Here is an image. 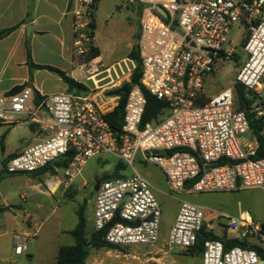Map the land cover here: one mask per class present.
<instances>
[{"label":"built area","instance_id":"obj_1","mask_svg":"<svg viewBox=\"0 0 264 264\" xmlns=\"http://www.w3.org/2000/svg\"><path fill=\"white\" fill-rule=\"evenodd\" d=\"M137 50L142 64L141 86L168 105L162 119L144 123L147 99L141 86L127 93L121 131L112 129L103 106L91 95L51 94L42 97L39 109L53 120L51 135L13 156L9 174L34 173L72 155L63 180L67 188L80 176L86 161L109 153L134 168L140 155L159 167L175 194L232 192L264 189V158H257L258 140L242 137L250 132V119L235 108L236 86L257 98L252 112L264 117V0H140ZM94 0H77L76 27L89 28ZM163 8L167 17L157 8ZM239 23L249 34L244 45L248 59L241 65L234 88L200 103L208 76L220 61L235 54L230 40ZM89 32L78 33L80 55L90 52ZM34 93L24 87L0 99V122L32 109ZM264 154V130L262 132ZM167 151V155H162ZM51 186V185H50ZM205 208L182 201L166 245L192 250L206 220ZM221 216H225L221 214ZM162 209L150 182L134 169L125 179L101 182L95 194L93 225L104 241L116 247L154 245L160 241ZM228 230L247 247L226 249L222 240L207 239L202 264H264L254 246L264 250V224L247 212L229 217ZM16 255L28 245H16Z\"/></svg>","mask_w":264,"mask_h":264},{"label":"rangeland","instance_id":"obj_2","mask_svg":"<svg viewBox=\"0 0 264 264\" xmlns=\"http://www.w3.org/2000/svg\"><path fill=\"white\" fill-rule=\"evenodd\" d=\"M137 1L139 0H101L98 4L95 13L96 42L101 49L104 66L109 68L108 73L99 76L104 78V83L118 80L120 86H123L131 81L133 71L138 65L135 60L129 58L130 52L136 50L140 33L142 10ZM248 36L247 29L239 23L232 27L229 38L234 43L235 54L215 65L214 71L204 84L203 95L206 98L212 99L224 90L234 88L241 65L248 59L244 50ZM84 58L87 59L88 56ZM257 102L256 100L255 103ZM235 105L238 107V102ZM167 114L168 111L158 119H163ZM4 129L5 127L0 125V207L8 209L3 214L0 213V253L6 254L13 249V235H1L5 231L13 234H18L24 229L31 234L37 232V237L28 243L33 256L13 258V261L8 260L7 264H56L54 256L58 247L73 246L76 243L69 232L67 235H61L59 225L64 229L75 228L78 223L77 211L84 204L87 218L86 238L89 240L95 231L93 213L96 186L101 180L112 176L120 163L123 167L116 179L131 177L135 169L150 182L162 209L160 241L154 245H134L119 249L92 248L85 264H202L199 252L183 251L166 245L182 201L205 208V228L209 233L221 238L236 235L228 230L229 217H237L243 212L249 213L254 220L264 224V189L175 194L169 189L163 171L156 165L145 162L140 155L134 162V168L113 154L101 153L90 157L80 176L67 188L63 183L59 187L55 185L54 189L50 186L51 176L63 180L61 169L52 171L49 176L43 173L37 176L27 173L9 174L6 166L12 157L8 154L23 144L18 133H13L5 140ZM253 137L250 130L242 139L246 143L252 141ZM35 144L32 142L30 146ZM25 147L28 148L24 145ZM23 195L25 199L21 198ZM25 210L33 218L32 227L24 222ZM2 219L6 220L7 228L1 223Z\"/></svg>","mask_w":264,"mask_h":264},{"label":"crops","instance_id":"obj_3","mask_svg":"<svg viewBox=\"0 0 264 264\" xmlns=\"http://www.w3.org/2000/svg\"><path fill=\"white\" fill-rule=\"evenodd\" d=\"M137 3L140 10L143 11L144 4L140 0ZM76 6L77 0H0V31L15 27L14 31L0 40V99L11 95L10 92L16 88L21 90L24 87H29L34 93L29 107L37 109L34 116L27 113L11 115L7 121L0 122V125L5 127V140L13 133H18L23 144L8 156H15L26 148L24 145L28 147L32 142L34 144L41 142L51 135L52 131L49 128L53 124V120L45 110L38 108V97L60 93L88 94L93 96L107 113L119 104L120 96H110L107 93L121 87L120 82L112 80L104 83V78H99L100 75L108 73L109 68L104 66L103 55L96 42V25L94 36L88 37V44L92 48L98 49L99 55L89 61L88 58H84L88 56V53L85 55L78 53L75 46L78 33L87 32L88 29L76 27L74 14ZM96 11L94 12V23ZM28 48L34 64L57 68L78 83L83 84L86 89L82 91L70 90L58 74L46 69L30 67L28 65ZM5 149L6 147H4V151ZM51 172L52 170H48L43 174L49 176ZM21 198L25 199V195ZM27 206L28 204H26V208ZM24 214V222L32 227L33 218L27 210L24 211ZM5 222V219L1 220V223L6 227ZM59 226L62 236L69 234L68 232L74 229H64L63 226ZM205 232L209 233L207 228H205ZM9 233L13 235V249L6 254L0 253V264H7L8 260L13 261V258L21 256L32 257L33 251L28 243L37 237V232L31 234L24 229L18 234L5 231L1 235ZM224 238L226 242L237 240L236 235L224 236L222 241ZM22 243L28 245V251L25 254L16 255L14 248ZM61 247H58L54 256L56 264L58 251Z\"/></svg>","mask_w":264,"mask_h":264},{"label":"trees","instance_id":"obj_4","mask_svg":"<svg viewBox=\"0 0 264 264\" xmlns=\"http://www.w3.org/2000/svg\"><path fill=\"white\" fill-rule=\"evenodd\" d=\"M100 0H94L93 3V13H92V21L89 24L88 32L90 36H94V29H95V23H94V12L97 10V6ZM15 27L8 28L5 30L0 31V40L8 36L12 31H14ZM99 55V51L96 48H92L90 52L88 53V60H92L96 58ZM129 58L131 60H135L138 65L133 71V74L131 76V81L128 83H125L123 86L113 89L109 91L107 94L110 96H120L119 104L117 107H115L111 112H109L106 115L107 121L110 123L112 129L116 132L121 131L123 121H124V115H125V104L127 100V93L131 90L132 87L138 85L141 86L140 79L142 75V64L141 60L139 58L137 46L136 50H132L129 54ZM28 65L32 68H38V69H46L51 72H54L58 74L64 82L69 86L70 90H77L82 91L85 90V86L81 83H78L71 77L67 76L65 72L53 68L51 66H42V65H36L32 61L31 52L28 48ZM143 93L147 99V105L144 115V123L150 122L152 120L158 119L160 116H163L168 111V105L164 102H161L157 100L154 96H152L149 92H147L142 86H141ZM20 90V88H16L10 92V94H15ZM41 97L37 98V103L41 101ZM211 99L206 98L205 95L200 99L201 104H205ZM257 98L254 96H251L242 86L237 85L236 86V96H235V103L238 102V107L235 105V108L239 111H243L246 113L248 118L250 119V130L252 134L257 138L258 145H259V153L257 158H264V154L262 152L263 149V138H262V132L264 130V117H258L254 112H252L253 107L255 105ZM13 157V156H10ZM72 160V155L68 154L65 158L59 160L54 165L57 167V169L64 170L68 167L70 161ZM123 165L122 163L117 166V170L115 173L100 181H106L111 179H116L119 177V172L122 169ZM48 170L54 171L53 165H49L46 168L39 170L38 172L29 173L34 176H37L38 174L45 173ZM7 207H0V212H4L7 210ZM78 215V223L76 227L70 231V235L75 240V245L73 246H62L57 255V264H85L90 251L92 248H101L105 247L108 249H119L120 247L112 246L107 244L103 239V232H93L91 235V238L88 240L86 238V226H87V218H86V205L80 206L79 210L77 211ZM204 234V238L201 236ZM207 239H216V240H222L221 237L216 236L213 233H207L205 232V226L203 227L202 232L198 236V241L196 246L190 250L189 252H199L201 255L203 253V244L204 241ZM224 245L226 249H230L233 247H247L246 244L240 242L239 240H228L227 242H224ZM254 249H257L259 252V255L264 258V250L260 247L254 246Z\"/></svg>","mask_w":264,"mask_h":264},{"label":"water","instance_id":"obj_5","mask_svg":"<svg viewBox=\"0 0 264 264\" xmlns=\"http://www.w3.org/2000/svg\"><path fill=\"white\" fill-rule=\"evenodd\" d=\"M157 11H158L161 15H163L164 17H167V13H166V11H165L163 8L158 7V8H157ZM161 154H162V155H167L168 152H167V151H162ZM98 186H99V185L96 186L95 191L98 190ZM201 236H202L203 238L205 237L204 234H202ZM223 242H226V239H225V238L223 239Z\"/></svg>","mask_w":264,"mask_h":264},{"label":"bare ground","instance_id":"obj_6","mask_svg":"<svg viewBox=\"0 0 264 264\" xmlns=\"http://www.w3.org/2000/svg\"><path fill=\"white\" fill-rule=\"evenodd\" d=\"M55 185H56V187L58 186V181H55V182L51 183V188L54 189Z\"/></svg>","mask_w":264,"mask_h":264}]
</instances>
